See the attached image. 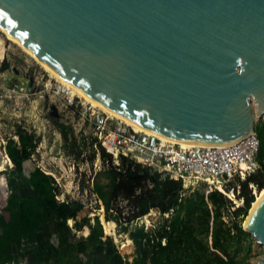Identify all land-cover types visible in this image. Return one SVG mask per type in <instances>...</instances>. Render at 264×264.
<instances>
[{
    "label": "water",
    "instance_id": "obj_1",
    "mask_svg": "<svg viewBox=\"0 0 264 264\" xmlns=\"http://www.w3.org/2000/svg\"><path fill=\"white\" fill-rule=\"evenodd\" d=\"M0 25L149 135L226 145L264 117V0H0ZM243 229L264 246V197Z\"/></svg>",
    "mask_w": 264,
    "mask_h": 264
},
{
    "label": "trees",
    "instance_id": "obj_2",
    "mask_svg": "<svg viewBox=\"0 0 264 264\" xmlns=\"http://www.w3.org/2000/svg\"><path fill=\"white\" fill-rule=\"evenodd\" d=\"M262 127L258 132L261 168L239 181L236 197L243 199V205L235 209L219 190L197 189L186 195L181 180L125 156L115 164L114 157L96 144L104 166L94 177L93 193L104 206L105 219L116 223L117 234H126L134 244L130 261L106 234L100 214L79 219L83 202L58 200L57 187L33 162L38 138L18 126L17 139L9 137L5 151L22 188H31L33 194H13L10 172L0 171V262L86 264L87 253L93 249L104 256L105 264H251L252 233L243 229L242 221L256 198L250 184L258 190L264 187V124ZM60 132L68 140L73 130L62 125ZM102 174L105 180L100 178ZM226 189L237 193L236 187ZM153 210L169 217L150 229L139 225ZM226 211L232 214L231 222L224 219ZM51 222L55 223L53 230L48 227ZM84 228L88 229L86 236L70 239L73 231Z\"/></svg>",
    "mask_w": 264,
    "mask_h": 264
},
{
    "label": "rangeland",
    "instance_id": "obj_3",
    "mask_svg": "<svg viewBox=\"0 0 264 264\" xmlns=\"http://www.w3.org/2000/svg\"><path fill=\"white\" fill-rule=\"evenodd\" d=\"M56 82L61 81L42 67L33 56L25 52L0 28L1 170L10 172V186L13 194L20 197L33 194L31 188H22L21 181L15 175L14 165L5 151L7 139L9 137L17 139L16 129L18 126H22L33 132L39 140V145L32 157L33 162L40 166L45 176L57 187L58 200L83 202L85 207L79 213V219L93 218L95 214H100L101 217L103 208L92 189L94 177L104 166L101 154L94 143L88 122L83 120L84 109L82 105L66 107L61 96L50 87V83L55 84ZM74 94L78 96L76 97L78 100H82L77 93ZM263 124L264 117H256L255 130L261 132ZM62 125H66L73 130L68 140H65L61 135ZM118 162L115 160V164ZM100 178L105 180V174H102ZM237 184L238 182L228 184L227 188H237ZM203 187V185L191 187L186 190V195L197 189L208 192L209 188L204 189ZM256 191H258L257 188ZM225 192L222 193L232 200V203L237 207L234 197L228 194L227 189H225ZM237 194L238 192L235 196ZM241 205L243 204L241 203ZM168 217L169 215H161L158 211L153 210L140 219L138 224H144L146 229H150L164 222ZM246 217H243L242 225ZM225 219L227 222H231L233 220L232 214L226 211ZM68 223L73 226L74 222L69 220ZM48 227L53 230L55 223L51 222ZM111 228H114V231L112 229V233L109 235L114 238L120 252L132 261L134 244L131 243V247L127 245L126 249L128 248V251L125 250L123 245L127 243L128 236L126 234L118 235L117 225ZM87 233V228L81 231H73L70 234V239H79L83 235L86 236ZM250 238L253 240L252 254H254L251 264H258L264 257V246L258 242L253 234ZM86 264H105V258L102 254L90 249L87 253Z\"/></svg>",
    "mask_w": 264,
    "mask_h": 264
},
{
    "label": "built area",
    "instance_id": "obj_4",
    "mask_svg": "<svg viewBox=\"0 0 264 264\" xmlns=\"http://www.w3.org/2000/svg\"><path fill=\"white\" fill-rule=\"evenodd\" d=\"M50 87L61 96L66 107L82 105L83 120L91 128L95 145L101 144L117 162L125 156L148 165L164 176L181 180L186 190L203 185L209 188L208 192L220 190L226 193L228 184L238 182L239 193V181L246 180L261 168V141L256 130L226 145L184 147L170 139L149 135L90 102L78 100L72 89L62 82L50 83ZM250 187L256 196V186L251 183Z\"/></svg>",
    "mask_w": 264,
    "mask_h": 264
},
{
    "label": "bare ground",
    "instance_id": "obj_5",
    "mask_svg": "<svg viewBox=\"0 0 264 264\" xmlns=\"http://www.w3.org/2000/svg\"><path fill=\"white\" fill-rule=\"evenodd\" d=\"M0 28L7 34V36L13 40L15 43H17L19 46H21L23 48V50L25 52H27L28 54H30L31 56H33V58L42 66L44 67L47 71L51 72L56 78H58L63 84H65L66 86H69L72 91L73 94L77 93V95H79L82 100L84 101H88L90 103L93 104V106H97L109 113H111L112 115L122 119L123 121H125L126 123H128L129 125H133L134 127H136L129 119L125 118L124 116H122L120 113H118L117 111L103 105L102 103L98 102L97 100H95L94 98H92L90 95H88L86 92L82 91L81 89H79L76 85H74L70 80H68L66 77L62 76L61 74L57 73L55 70H53L46 62H44L43 60H41L40 58H38L33 52H31L26 46H24L23 44H21L20 42H18L17 40H15L1 25ZM137 128V127H136ZM138 129V128H137ZM140 130V129H139ZM167 139V138H166ZM176 143L181 144L184 147H195V146H203V145H207V144H203V143H194V142H186V141H180V140H176V139H170ZM2 169V166L0 165V171ZM229 195H231V197H234V201L237 203L238 206H241V200H238L235 196V194L233 193H228ZM264 197V187L261 190L256 191V198L255 201L253 202L252 207L249 210V213L246 217V219L243 222V226L246 228L247 224H248V220L252 214V212L254 211V209L258 206V204L261 202V200ZM102 213H101V221L103 223V227L105 229V232L107 235L112 233V229L114 231V228H111L112 226H116V223L113 221H107L105 219V215H104V206L102 204ZM114 233V232H113ZM115 236V235H114ZM116 240V239H115ZM125 243V242H124ZM132 241L130 239L127 240V243H125V245H123V248L126 249L127 245H131ZM121 247V246H120ZM131 247V246H130ZM131 250V249H130ZM128 251V250H127ZM123 252V249H122Z\"/></svg>",
    "mask_w": 264,
    "mask_h": 264
}]
</instances>
